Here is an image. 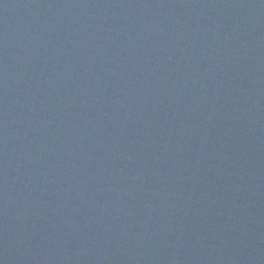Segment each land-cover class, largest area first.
Instances as JSON below:
<instances>
[{"label":"water","instance_id":"1","mask_svg":"<svg viewBox=\"0 0 264 264\" xmlns=\"http://www.w3.org/2000/svg\"><path fill=\"white\" fill-rule=\"evenodd\" d=\"M243 1L0 0V264H94Z\"/></svg>","mask_w":264,"mask_h":264}]
</instances>
